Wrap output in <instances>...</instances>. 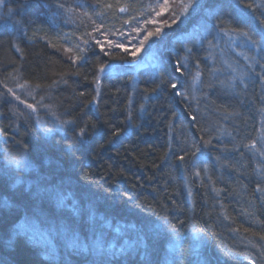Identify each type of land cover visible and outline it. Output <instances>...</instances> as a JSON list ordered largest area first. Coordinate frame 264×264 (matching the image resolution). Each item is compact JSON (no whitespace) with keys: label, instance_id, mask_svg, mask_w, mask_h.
<instances>
[{"label":"trees","instance_id":"trees-1","mask_svg":"<svg viewBox=\"0 0 264 264\" xmlns=\"http://www.w3.org/2000/svg\"><path fill=\"white\" fill-rule=\"evenodd\" d=\"M156 2L5 0L0 85L35 100L0 105V264H264V176L245 147L264 143V52L218 32L207 10L260 40L264 7L238 21L264 0H200L174 24L167 13L158 70L145 51L92 47L101 24L116 43L138 37Z\"/></svg>","mask_w":264,"mask_h":264},{"label":"snow or ice","instance_id":"snow-or-ice-1","mask_svg":"<svg viewBox=\"0 0 264 264\" xmlns=\"http://www.w3.org/2000/svg\"><path fill=\"white\" fill-rule=\"evenodd\" d=\"M5 0H0V5L4 4ZM104 7L111 9L113 7V5L111 3H108L106 5H104ZM145 7H147L150 11V13H154L155 17H159L161 16L163 13H171V15L174 17L172 23H176L177 20L180 19V17H185L187 18L191 13H199L202 9L205 8V5H203L200 0H163V3H160L159 0H157V2L152 5H145ZM258 7H264V5H256L253 2H249L243 5L242 9H241V16L238 22L240 23H245L248 25H251V16L252 14H254L257 11ZM55 8L57 10L60 11H64L67 13H71L74 11L73 8H66L65 3L62 2H58L55 4ZM244 9H248L251 10V13L245 12ZM191 10V12H190ZM207 10H208V15L213 17L214 20L219 21L218 24H215L214 26L217 28L218 32H223L228 34L230 37L232 35H235L236 38H243L245 40V42L251 46V48L260 51V52H264V12H261L260 15L258 17H256V20L260 26L259 32H260V40H254L252 38V35H250V33L248 31H244L243 29H233V28H228L226 27V23H230V22H225L223 20H220L219 17L216 15L215 9L212 7L211 3H209L207 5ZM118 11L121 13H126L129 11L127 6H122L118 8ZM141 15H143V13H141ZM133 19H136L135 17H133ZM153 23H155V20L152 21ZM94 24V22H93ZM165 24H167V21H165ZM103 24L99 25V26H94L93 31L103 37H105L107 46L110 48H120L123 49V51L125 53H127L128 55H131L132 57H137L138 54H140L142 52V50H145V57H146V63L145 66H153L156 67L158 70V63H154L155 61H158V49H154L153 48V44H158L162 41V36H161V28L157 27L155 28L154 31H146L144 29L141 28H136L135 32L136 33H140L141 31H145V34L143 35L142 39L137 40V45L133 46L132 49L130 50L128 47L125 46V44L123 43H114L111 40H107V32L103 30ZM170 27V25H169ZM90 36L91 39H94V37L91 36V34H88ZM120 35H124L123 32L120 33ZM155 37L156 39L153 40L152 38ZM151 41V43H150ZM83 43L85 45H88L89 41H83ZM147 44V49H145V46ZM209 46L210 47H215V45H212L211 41H209ZM92 47H99L101 52H104L105 55H111V52H106L105 51V42H102L99 39H94V44H92ZM71 51V50H69ZM82 51V50H81ZM189 52L191 51L190 49L188 50ZM70 60L73 61V63H75L78 60H82L84 59V57L81 56H76V57H70ZM246 59H248V57H246ZM261 59H264V56H261ZM259 61H256V63H258ZM131 63V62H130ZM180 61H176V64L178 65L177 67V71H180L181 69L179 68L180 65ZM114 66L113 65H109V64H100L98 66L97 72L98 73H104L110 69H112ZM135 67H139V65H136ZM76 75H79V73H76ZM197 75H199V73H197ZM193 79H196V77H194ZM96 82L99 83V75H97L96 78ZM66 83V81H65ZM5 88H7V85H4ZM19 87L23 88L24 85H19ZM37 87H41L40 85H37ZM172 88H176L177 85L176 84H172L171 85ZM9 92H11L13 95H15L14 92H12V89H8ZM153 91H155V89H153ZM83 95V94H81ZM17 99H19V97H17ZM28 107H32L34 108L35 105H28ZM61 124H72L74 123L73 121H60ZM262 123V128H261V132H264V120L261 121ZM80 137H83L85 135V129L81 128L80 132H79ZM205 146L210 145L211 144V140L208 141H204L203 142ZM257 141L255 139H253L249 144H246L245 147L249 148L251 151H253V159L256 161V167L254 169V171H256L257 173H259L261 176H264V143L261 144V146L259 148L256 147ZM193 149L194 151L191 153L192 156H195L197 152H200L201 149L200 147L193 145ZM181 160L184 159V157H180ZM17 164H19V161H15ZM196 175H199V172L195 173ZM257 190L258 191H264V188H260L259 186H257ZM146 234H138L136 240L134 241V243L136 244H142L144 242V238H145ZM262 239H264V237H261ZM96 247H100L101 241L100 239H97L95 242ZM111 247H115V245H111ZM124 249L121 248V251H123ZM178 250V249H177ZM255 264V262H254Z\"/></svg>","mask_w":264,"mask_h":264},{"label":"rangeland","instance_id":"rangeland-1","mask_svg":"<svg viewBox=\"0 0 264 264\" xmlns=\"http://www.w3.org/2000/svg\"><path fill=\"white\" fill-rule=\"evenodd\" d=\"M166 14L167 13H163L159 17H155L154 16L147 23V29H144V30H146V31H154L155 28L160 27L161 28V35H162L163 31L167 27V24H165V21H167ZM3 15H5L7 17L10 16V15H8L7 12L3 11V4H2V5H0V20L1 21L2 20H6ZM153 20H155V23L152 22ZM144 34H145V31H143L142 33L138 34V37H141ZM130 35H125V37H123L122 40L119 39V38H118V40L124 42L123 44H125V46L128 47L131 50L133 46L137 45L138 37L134 38V35L133 36L132 35L130 36ZM152 39L155 40L156 38L153 37ZM107 40H111V37L108 36V35H107ZM111 41L116 43V41H114V40H111ZM102 42H105V46H107L105 37L102 38ZM150 43H151V41H150ZM146 46H147V44H146ZM144 51L145 50H142V52L140 54H138V56L141 57V55L144 53ZM63 53H64L65 57L71 55V52L68 49L64 50ZM132 58H134V57H132ZM1 86L2 85H0V105H3V106H5V105L8 106L9 105V106L12 107V103H13L14 107L16 108V107H18V104L21 103L20 100H22L24 103L25 102L29 103L30 101L35 100L34 97H33V92L27 86H24L23 88L19 87V83L16 80L9 81V85H7V87H9L8 89H12V92H14L15 95H13L8 90L5 91L3 88H1ZM17 97H19V99H17ZM15 103H18V104H15ZM21 104H23V103H21ZM23 105L25 106L24 108L27 107V105H25V104H23ZM26 109L28 110V108H26ZM41 114L42 113H40L39 115H41Z\"/></svg>","mask_w":264,"mask_h":264}]
</instances>
